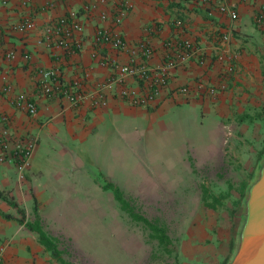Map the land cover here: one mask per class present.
<instances>
[{
    "label": "crops",
    "instance_id": "1",
    "mask_svg": "<svg viewBox=\"0 0 264 264\" xmlns=\"http://www.w3.org/2000/svg\"><path fill=\"white\" fill-rule=\"evenodd\" d=\"M262 1L228 0L237 13V18L229 21L213 5L198 0H0V130L4 128L8 133L0 156L13 153L17 144L34 145L29 164L21 172L15 167L16 161L0 160V264H56L25 224L34 219L35 211L42 229L51 236L56 232H78L70 229L69 212L76 218L74 212L80 209L78 196L102 188L91 169L87 171L85 167L87 163L95 165L91 154L100 148L104 155L110 153L111 157L103 158L108 169L105 178H109L116 160L124 156L126 144L110 139L111 131L123 130L125 140L130 141L127 143L134 144L136 140L131 131L134 124L130 127L122 116L149 119L174 105L189 104L211 120L207 130L210 143L200 141V135L189 138L193 171L201 173L210 168L221 159V146L233 147L231 141L237 139L242 146L251 142L248 151L239 153V157L254 165L264 145V29L254 25L252 16ZM86 6L92 8L84 10ZM120 6L126 12L115 25L111 18ZM71 12L82 28L72 39L78 41L79 47L65 53L45 41L41 28ZM100 12L105 13L104 19L99 17ZM23 18L31 19L34 28L25 33L13 30L12 25ZM97 28L116 29L129 45L147 39L152 51L145 63L152 68L164 61L165 40H187L198 52L169 71L158 97L147 106L136 107L120 100L115 94L120 82H114L112 89L105 92L106 104L99 107L91 106L88 99L70 104L62 96L42 94L37 68H57L61 83H77L78 93L91 91L109 75L117 76L116 71L99 61L108 58L123 63L127 55L97 43ZM227 32L230 37L224 42L221 36ZM39 38L43 42L38 43ZM7 52L14 56L6 58ZM219 54L232 56L231 71L224 77L221 72L227 60L218 59ZM122 84L138 89L130 77L123 78ZM197 84L213 86L215 94H201ZM182 86L188 88L187 95L178 93ZM17 93L34 101L35 113L27 114L10 104ZM151 162V171L160 168ZM128 169L134 170L130 165ZM163 169L158 171L162 178L178 176L176 169ZM139 170L146 172L142 166ZM8 200L17 204L23 216ZM218 224L212 222L217 228ZM72 226L78 224L73 222ZM220 227L218 244L213 240L202 246L199 239L188 236L190 233L194 237L188 225L187 237L180 242L183 256L191 264H222L229 250L231 227L224 216Z\"/></svg>",
    "mask_w": 264,
    "mask_h": 264
},
{
    "label": "rangeland",
    "instance_id": "2",
    "mask_svg": "<svg viewBox=\"0 0 264 264\" xmlns=\"http://www.w3.org/2000/svg\"><path fill=\"white\" fill-rule=\"evenodd\" d=\"M121 119L130 127L134 124L131 131L136 140L134 144L127 143L129 140H125L123 130L120 133L111 131L110 139L126 144L123 147L125 154L116 160L109 178H105L108 169L103 165V158L111 156L110 153L104 155L101 148L91 154L95 165L87 163L85 167L87 171L91 169L97 182L115 185L134 212L161 226L170 244L159 245L157 239L151 237V229L141 221L131 219L120 209L111 190L101 188L96 193L78 196L80 209L74 212L76 218L69 212L70 229L76 228L78 232L54 234L61 256L69 264H189L190 259L180 250L181 239L187 237L188 225L194 237L190 233L188 236L199 239L202 246L213 240L218 244L223 216L231 226V213L253 166V162H244L239 153H246L251 142L242 146L240 139L232 140L233 147L228 148L222 141L221 159L219 157L210 168H201L199 173L190 166L189 138L200 135L199 140L203 143L211 142L207 132L211 120L207 115H202L198 109L192 110L189 104H182L149 119L129 116ZM122 126L125 128V122ZM151 161L160 168L176 169L178 176L162 178L158 174L160 168L151 171ZM127 165L133 166L134 170H126ZM141 166L146 172L139 170ZM178 169H182L181 174ZM203 189L207 194L208 206L205 208L201 197ZM215 221L220 223L218 228L212 225ZM73 222L78 227H73Z\"/></svg>",
    "mask_w": 264,
    "mask_h": 264
},
{
    "label": "built area",
    "instance_id": "3",
    "mask_svg": "<svg viewBox=\"0 0 264 264\" xmlns=\"http://www.w3.org/2000/svg\"><path fill=\"white\" fill-rule=\"evenodd\" d=\"M203 4L213 5L215 9L225 15L229 21H233L237 18V13L230 7L228 0H198ZM245 2L247 0H240ZM4 2V0H1ZM126 5V4H125ZM92 7L86 6L84 10L89 11ZM126 8L119 7L112 15V23L117 25L121 22L125 15ZM99 17L104 19L106 17L104 12H100ZM252 22L258 28L264 29V1L260 3L259 8L252 16ZM34 28V23L31 19L23 18L12 25V29L25 33ZM81 22L76 18V15L71 12L66 16L56 17L47 22L41 28L43 37L47 43H51L54 48H59L63 52H72L79 47L78 41H73V34L81 31ZM229 32L221 36V40L226 42L229 39ZM94 39L97 43H104L109 45L110 48L117 50L118 52H125L127 55L126 61L123 63L117 62L113 59L103 58L99 61L102 66H107L108 69L116 71L117 76H107V78L101 83H97L94 89L86 93H78L77 83H71L64 85L59 80L58 69L54 67L50 68H37L36 74L38 76V89L42 94L48 96H62L70 104H76L83 99H88L90 105L93 107L105 106L106 98L105 92L112 89L114 82H120L118 89L115 90L116 96L128 103L129 105L140 107L147 106L158 97L161 88L165 85L168 77V73L171 69L182 64L187 58L194 56L198 51L197 48L190 44L187 40H175L168 39L163 42L164 48V61L155 68L146 64V59L151 55V46L147 39L138 40L132 45L126 44L118 31L114 28H97L94 33ZM43 42L42 39H38V43ZM47 45V44H46ZM6 58H12L13 52H7ZM231 55L223 56L218 55V59H226L224 63L221 75L224 77L231 71V65L229 63ZM139 60V61H137ZM202 61H199L201 64ZM130 77L137 82L138 89H134L130 86L122 84V79ZM221 79H224L221 77ZM198 89L201 90V94L205 96H213L215 94V88L213 86H206L204 84H197ZM220 88L224 87V84L220 83ZM178 93L187 95L189 90L186 86H182L177 89ZM10 104L17 110L25 112L27 114H33L36 111L34 101L28 100L23 94H14L10 99ZM3 120V118H2ZM7 130L2 128L0 130V147L5 146V140L7 137ZM34 145L29 143L25 146L16 145L15 151L11 154L1 155L0 160L7 162H15V167L18 172H21L29 164Z\"/></svg>",
    "mask_w": 264,
    "mask_h": 264
},
{
    "label": "water",
    "instance_id": "4",
    "mask_svg": "<svg viewBox=\"0 0 264 264\" xmlns=\"http://www.w3.org/2000/svg\"><path fill=\"white\" fill-rule=\"evenodd\" d=\"M222 264H264V145L231 213L229 250Z\"/></svg>",
    "mask_w": 264,
    "mask_h": 264
},
{
    "label": "trees",
    "instance_id": "5",
    "mask_svg": "<svg viewBox=\"0 0 264 264\" xmlns=\"http://www.w3.org/2000/svg\"><path fill=\"white\" fill-rule=\"evenodd\" d=\"M102 188L104 189H110L112 196L114 200L118 203L119 207L121 210H123L131 219L135 221H141L145 227H148L151 229V237L157 239V242L159 245H163L166 247V245L170 244V239L168 238L165 230L157 225L155 222H152L148 220L147 218L143 217L140 214H137L134 212L133 208L128 204V202L123 198L122 193L120 190L113 185L110 182H106L105 184L102 185ZM202 206L205 208L208 206L206 202L207 194L206 190L203 189L202 191ZM213 201L217 202L216 198H212ZM8 203L14 207L18 213H20L23 216L22 210H20L17 207V204L12 201L8 200ZM34 219L31 222H26V227L30 231H33L36 234L37 241L39 244H41L44 249L49 252L53 260L55 261L56 264H69L68 261L62 258L61 256V250L58 249L56 239L55 237L47 234L41 227L40 222H39V217L37 213L34 211Z\"/></svg>",
    "mask_w": 264,
    "mask_h": 264
}]
</instances>
